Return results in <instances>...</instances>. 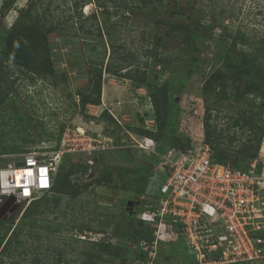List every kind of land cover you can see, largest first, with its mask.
<instances>
[{
  "label": "rangeland",
  "instance_id": "rangeland-1",
  "mask_svg": "<svg viewBox=\"0 0 264 264\" xmlns=\"http://www.w3.org/2000/svg\"><path fill=\"white\" fill-rule=\"evenodd\" d=\"M27 1L14 0L5 17L0 18V48L3 36L12 25L18 10L25 7ZM169 1L162 0L154 15L137 12L129 14L120 9L105 23L98 14L96 23L87 18L96 11L94 4L84 6L79 11L74 7L75 0H40L42 7L39 13L48 9L45 13L47 22L61 26V30L57 31L59 36H52L49 40L53 75L47 78L36 77L31 81L10 63L4 65L12 72L9 77V81H12L8 82L10 94L0 108V153H10L17 157L41 147L42 142L58 150L63 138L69 145L71 140L78 144L86 137L95 140L92 145L95 151L75 153L73 149L76 148L71 146V152L62 154L61 162L71 161L78 166L74 176L77 181L76 196L63 198L59 208L35 222L32 231H35L36 238L28 237L29 231H24V235L19 238L21 243L16 253L10 257H1L0 254V264H34V256L41 260L40 264H82L86 252L97 251L92 245L99 243L104 233L112 237V240L106 245L107 249L101 252L103 262L99 264H134L132 259L142 251L139 248L133 249L129 263L113 255V248L121 246L118 237H122L125 231L124 218L127 211H137L139 207V201L129 204L137 199L135 195L141 191L145 162L151 161V154L138 149L139 136L126 130V127L156 130L148 89L145 85L104 73L101 106L89 105L81 114L80 98L76 93L85 89L88 61L103 60L104 67L109 65L112 68L135 66L146 69L152 77L156 74L157 81L149 82V85L162 92L168 103L167 113L176 114L174 136L184 144L187 138L196 144L204 137L202 123L206 109L210 110L212 116L211 125L230 133L240 132L238 128H231L240 104L222 100V91L217 84H213L207 93L202 92V86L205 79L216 70L241 87L249 84L264 85V81L260 82L254 73L244 74L242 68L233 67L234 63L241 64L244 61V53L240 48L231 49L225 31L232 33L240 29L251 41L264 39V0ZM209 3H214L218 13L216 28L209 35H203L192 29L190 18L199 17L202 12L207 13ZM174 7L185 12L183 18L171 15ZM156 22L164 24L158 25ZM168 23L188 26L191 38L188 39L181 31H172ZM203 23L208 25L207 21ZM96 27L103 30L102 37L84 34L88 30L95 33ZM154 36H159L163 44L156 46ZM79 37L85 38L86 46L81 45ZM182 47L187 48L189 54L180 51ZM152 51L163 58L173 57L176 60L164 69L162 64L153 60L150 54ZM242 107L246 108L244 104ZM105 109L123 128L113 132L111 127L107 130L104 123L88 119L98 117ZM61 126L64 129L57 144ZM40 133H43V137ZM170 142L171 139L161 137L156 145L157 152L168 148ZM260 148L263 151L260 153L264 154V137ZM13 159L17 158L0 160L6 161L1 163L6 165L17 161H11ZM237 165H241V162ZM163 181L164 177L159 174L153 189L150 191V188H145L143 196L140 194L142 198L149 200L151 194L157 195V186ZM15 212L7 216L5 222L10 221ZM137 213L133 215V225L141 230L145 227L137 223ZM258 219L264 233V209H261ZM18 221L17 218L15 223ZM181 242L162 247L158 241L157 249H153L151 255L147 253L141 263L194 264L187 255L186 246ZM248 264H264V258Z\"/></svg>",
  "mask_w": 264,
  "mask_h": 264
},
{
  "label": "trees",
  "instance_id": "trees-1",
  "mask_svg": "<svg viewBox=\"0 0 264 264\" xmlns=\"http://www.w3.org/2000/svg\"><path fill=\"white\" fill-rule=\"evenodd\" d=\"M13 4L14 0H3L1 2L0 18L5 17ZM73 4L75 9L79 11H81L84 6L94 4L96 11L87 18H91L97 23L98 16L100 15L103 17L105 23V21H107L112 15H116L117 11L120 9L127 11L129 14H135L137 12L154 15L161 6L162 0H75ZM209 4L210 8L207 13L202 12L199 17L193 16L190 18L192 29L203 35H209L211 31L216 28L215 21L217 20L218 13L214 3ZM41 7L40 0H28L26 6L18 10L16 18L2 38L0 48V108L10 94L8 82L12 81H9L12 72L4 67L5 64L10 63L16 70L27 75L31 81L36 77L47 78L53 75L49 40L52 36H59L57 31L61 30V26L59 24L48 23L45 16L48 9L39 13V8ZM184 14L185 12L182 9L179 11L175 9V7L171 12V15L175 18H183ZM122 16L124 17V15ZM80 17H83V15H80ZM85 19L86 18H82V20ZM204 21H207L208 25H205L203 23ZM156 24L161 25L164 24V22H156ZM168 24L172 31H181L188 39L191 38L192 34L188 26L174 23ZM225 31L226 36L229 38V46L231 49L234 50L240 48L244 53H242L244 61L241 64L234 63L233 67L235 69L242 68L244 74L254 73L256 78L260 82H263L264 68L262 67H264V39L251 41L248 35L241 32L240 29H236L232 33L227 30ZM84 34H86V36L95 37L96 35V37H102L103 30L96 27L95 33L88 30ZM79 39L81 40V45L86 46L84 42L85 38L79 37ZM153 39L156 46L163 44L162 39L159 36H154ZM180 51L189 54L187 48L182 47ZM154 52L155 53H153V51L150 52L151 57L155 62L162 64L164 69H167L166 65H169L176 60V58L173 57L163 58L160 54H157L156 51ZM256 64H260L262 67L256 66ZM104 73L117 76L123 80H129L137 85H145L148 89V98L152 106L156 130L152 131L139 127H126L127 131H130L139 137L152 140L156 145L161 137H164L166 140L171 139V142L167 144V147L182 149L190 145L191 142L188 138L186 140L187 143L185 144L182 140L175 138L173 124L176 121V114L172 112L167 113L168 103L162 95V92L153 85H149V82L154 83L153 81H157L156 78H158V76L154 74L152 77V75H149L144 68L135 66H119L117 68H112L109 65L104 67L103 60L88 61L86 65V75L88 76V80L85 89H80L76 93L80 98L79 111L81 114H84L85 108L89 105L96 107L101 106V88ZM213 84H217L222 91V100H230L240 104V107L237 110V115L231 123V128H238L240 132L235 131L230 133L219 129L216 125H211L210 122L212 116L210 110L206 109L205 118L202 123L204 134L203 142L210 145L213 153V160L215 162L224 166H229L233 169L247 172L249 170V164L257 157L264 137V85L259 86L249 84L241 87L239 83L231 78H227V76L220 70L214 71V73L205 79L202 86V92L207 93L212 88ZM243 104L246 108L242 107ZM85 118L88 117L86 116ZM88 119L93 120L96 123H104L105 128L108 130L111 127L113 132L123 128L106 109L101 111L98 117H89ZM63 129V126H61L56 141L57 144L60 141ZM40 136L43 137V133H40ZM26 141L28 142V140ZM3 154L10 153H0V155ZM156 162L157 158L154 155L151 156L150 162H145L143 166V175L141 177V191L139 194L135 195V198H138L141 195L143 196L145 188H150V191L153 189L155 183H151L150 178L154 172ZM239 162H241V165L238 166L237 164ZM77 167L78 166L71 161L66 163H63V161L60 162L50 192L44 194L42 197L31 202L27 206L25 204L18 205L15 215L10 221L5 222L0 220L1 257H10L12 253H16L21 243L19 238L24 235V231H29L27 233L28 237L36 238L37 235L35 231H32L35 222L39 218L44 217L46 214L52 213L55 209L59 208L63 198H74L76 196L77 181L74 176L78 171ZM153 198V196H150L149 200L142 198L137 211H127L124 218L126 223L125 231L122 232V237H118L121 246L119 245L113 248L114 257L123 262L129 263V255L133 249L138 247L139 243L147 242L148 244H151L153 241V232L156 229L154 224H147L138 221L137 223L140 225L142 224L145 227L141 228V230H137L133 225L134 213L141 211L143 209V203L151 202L150 200ZM17 218L19 221L15 223ZM79 232H82L81 228L79 229ZM164 234L165 237L163 241L159 242L162 247L171 243H176L180 240H182L181 243L186 246L183 238L179 235L177 226L168 223ZM102 236L103 237L98 240L99 243L92 245L95 246L94 248L97 250V253L91 251L86 252L82 264H99L100 262H103L100 254L107 249V244H110L112 237L110 238L105 233ZM253 236L264 239V233L262 231L254 233ZM186 252L189 258L193 260L194 264H197L194 258L188 253L187 247ZM167 256L169 257V255ZM145 257V253L140 251L132 260L144 261ZM40 263L41 260L34 256V264Z\"/></svg>",
  "mask_w": 264,
  "mask_h": 264
},
{
  "label": "built area",
  "instance_id": "built-area-1",
  "mask_svg": "<svg viewBox=\"0 0 264 264\" xmlns=\"http://www.w3.org/2000/svg\"><path fill=\"white\" fill-rule=\"evenodd\" d=\"M86 138L78 144L71 140L69 145L63 138L58 150L42 142L41 147L17 157L0 155V159L17 158L6 165L1 163L8 159L0 160V206L9 198L15 205H28L50 192L61 156L71 152L69 147H75V153L95 151V140ZM138 142V149L157 158L151 183L159 174L164 181L157 186V195L151 194L154 198L143 203L137 213L139 221L156 226L155 240L151 244L141 242L137 248L146 256L151 255L158 241H163L170 223L178 227L197 264H248L264 258V239L253 236L263 229L257 220L264 209L262 148L245 172L215 162L212 149L203 138L188 147H168L159 153L154 141L139 137Z\"/></svg>",
  "mask_w": 264,
  "mask_h": 264
},
{
  "label": "water",
  "instance_id": "water-1",
  "mask_svg": "<svg viewBox=\"0 0 264 264\" xmlns=\"http://www.w3.org/2000/svg\"><path fill=\"white\" fill-rule=\"evenodd\" d=\"M22 163H16V166H21ZM139 199H135L130 202L129 205L132 203H137ZM16 205L14 204V200L12 198H9L5 201V203L0 207V220L5 221L7 216L12 214L14 211H16Z\"/></svg>",
  "mask_w": 264,
  "mask_h": 264
},
{
  "label": "clouds",
  "instance_id": "clouds-1",
  "mask_svg": "<svg viewBox=\"0 0 264 264\" xmlns=\"http://www.w3.org/2000/svg\"><path fill=\"white\" fill-rule=\"evenodd\" d=\"M149 101H150V100H149ZM150 105H151V103H150ZM151 107H152V106H151ZM4 203H5V202H4ZM4 203H3V204H4ZM28 205H29V204H28ZM1 206H2V205H1ZM1 206H0V207H1ZM17 206H18V205H16V207H17ZM26 206H27V205H26Z\"/></svg>",
  "mask_w": 264,
  "mask_h": 264
},
{
  "label": "crops",
  "instance_id": "crops-1",
  "mask_svg": "<svg viewBox=\"0 0 264 264\" xmlns=\"http://www.w3.org/2000/svg\"><path fill=\"white\" fill-rule=\"evenodd\" d=\"M106 107V106H105Z\"/></svg>",
  "mask_w": 264,
  "mask_h": 264
}]
</instances>
